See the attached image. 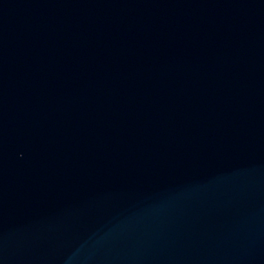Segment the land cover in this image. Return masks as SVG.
<instances>
[{"label": "water", "instance_id": "1", "mask_svg": "<svg viewBox=\"0 0 264 264\" xmlns=\"http://www.w3.org/2000/svg\"><path fill=\"white\" fill-rule=\"evenodd\" d=\"M0 264H264V0H0Z\"/></svg>", "mask_w": 264, "mask_h": 264}]
</instances>
